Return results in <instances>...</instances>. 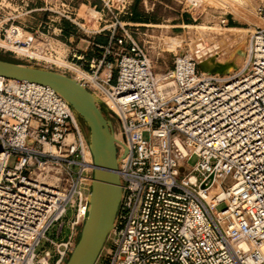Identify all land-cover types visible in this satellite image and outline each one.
Returning a JSON list of instances; mask_svg holds the SVG:
<instances>
[{"label":"built area","instance_id":"obj_1","mask_svg":"<svg viewBox=\"0 0 264 264\" xmlns=\"http://www.w3.org/2000/svg\"><path fill=\"white\" fill-rule=\"evenodd\" d=\"M100 1L132 15L134 0ZM257 15L264 25V0ZM50 21L62 37L60 19ZM116 23L121 36L88 42L101 52L90 61L91 79L80 80L113 115L119 137L122 195L95 264H264V28L250 32L238 71L203 77L196 59L181 53L161 89L147 52L125 29L134 25ZM18 30L11 23L4 39L27 48ZM86 150L62 96L0 76V264L65 263L88 212ZM69 211L66 238H48L55 225L61 235ZM43 242L54 251L38 252Z\"/></svg>","mask_w":264,"mask_h":264},{"label":"rangeland","instance_id":"obj_2","mask_svg":"<svg viewBox=\"0 0 264 264\" xmlns=\"http://www.w3.org/2000/svg\"><path fill=\"white\" fill-rule=\"evenodd\" d=\"M263 0H134L131 16L111 10L107 11L100 0H0V60L26 67L57 72L65 76L81 78L82 72L92 76L89 64L97 58L101 49L88 45L97 38L107 39L114 32L123 34L117 21L147 24V26H127L131 37L139 42L147 52L156 78L165 76L173 67L175 56L181 53L193 56L199 65L202 76L209 73L229 74L238 71L246 56L250 32L264 25L257 15V8ZM117 7L119 0H113ZM136 17V20H135ZM13 22H11L12 20ZM63 30L57 36L58 26L50 20L58 21ZM11 23L19 27L28 42L24 48L32 53L47 57L33 60L13 48L12 42L5 41L4 30ZM30 34V35H28ZM73 36L72 39H69ZM87 47L93 51L86 50ZM84 55L83 60L77 57ZM59 63V64H57ZM113 85L116 68L112 59ZM88 80V79H86ZM104 98V97H103ZM100 109L116 128L113 115ZM82 136L88 145L89 130L80 116L77 118ZM147 139V135H144ZM197 162L196 157L189 160L190 165ZM16 158L11 157L8 168H12ZM86 183L92 177V170H85ZM225 204L217 205L222 211ZM73 218L71 211L64 219L65 226L57 237L59 226L55 225L47 236L59 242L68 234L67 223ZM82 224L77 230H81ZM79 238V237H78ZM49 249L43 242L39 251ZM67 261V259H66ZM65 261V263H66ZM64 263V264H65Z\"/></svg>","mask_w":264,"mask_h":264},{"label":"water","instance_id":"obj_3","mask_svg":"<svg viewBox=\"0 0 264 264\" xmlns=\"http://www.w3.org/2000/svg\"><path fill=\"white\" fill-rule=\"evenodd\" d=\"M0 76L50 87L77 111L88 127V148L93 161L88 212L65 264H95L113 229L122 195L112 122L97 107L102 102L81 83L57 72L0 60Z\"/></svg>","mask_w":264,"mask_h":264},{"label":"bare ground","instance_id":"obj_4","mask_svg":"<svg viewBox=\"0 0 264 264\" xmlns=\"http://www.w3.org/2000/svg\"><path fill=\"white\" fill-rule=\"evenodd\" d=\"M264 28V27H263ZM18 32H21L20 30H18ZM19 35V34H18ZM16 36V33H14V34H11V37H15ZM13 48H15L18 52H21V53H23L24 55H29V56H35V57H38V58H44V59H47V57H45V56H42V55H40V54H38V53H32L31 51H29V50H26V49H21L20 47H14L13 46ZM56 62V61H55ZM57 63V62H56ZM57 64H59V63H57ZM234 73V72H233ZM231 74V73H230ZM164 77V76H163ZM163 77H161V78H158L157 79V81L159 82V87L161 88V89H164V88H167V87H169V84H167V83H165L164 82V79H163ZM203 77H205V76H203ZM82 79H88V80H90L91 79V77L90 76H88L87 74H85V72H82V77L81 78H75V80L77 81V82H79L80 83V80H82ZM84 87V86H83ZM94 96L99 100V98H98V96L96 95V94H94ZM72 116H73V119H74V121L75 122H77V118H78V116H79V114L77 113V111L76 110H74L73 108H72ZM115 138V137H114ZM116 139H119V137H117L116 136V138H115V140ZM85 158H84V163H85V167H86V170H90V169H92V167H93V161H92V157H91V154H90V151H89V148H88V150H86L85 151ZM119 162V161H118ZM91 180V181H90ZM90 180H88V182H92V179H90ZM213 192H215V191H213ZM207 198V200L209 199V196H207L206 197Z\"/></svg>","mask_w":264,"mask_h":264},{"label":"crops","instance_id":"obj_5","mask_svg":"<svg viewBox=\"0 0 264 264\" xmlns=\"http://www.w3.org/2000/svg\"><path fill=\"white\" fill-rule=\"evenodd\" d=\"M126 23H129L130 25H134V26H147V24L138 23L136 21L126 22ZM97 42L102 44H107V39L97 38Z\"/></svg>","mask_w":264,"mask_h":264},{"label":"trees","instance_id":"obj_6","mask_svg":"<svg viewBox=\"0 0 264 264\" xmlns=\"http://www.w3.org/2000/svg\"><path fill=\"white\" fill-rule=\"evenodd\" d=\"M135 20H136V17H135Z\"/></svg>","mask_w":264,"mask_h":264}]
</instances>
